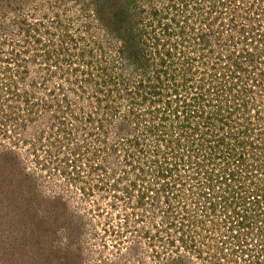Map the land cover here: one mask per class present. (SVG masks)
Listing matches in <instances>:
<instances>
[{"label":"rangeland","instance_id":"1","mask_svg":"<svg viewBox=\"0 0 264 264\" xmlns=\"http://www.w3.org/2000/svg\"><path fill=\"white\" fill-rule=\"evenodd\" d=\"M0 264H264V0H0Z\"/></svg>","mask_w":264,"mask_h":264}]
</instances>
